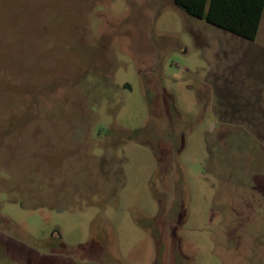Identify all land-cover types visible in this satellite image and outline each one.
Returning a JSON list of instances; mask_svg holds the SVG:
<instances>
[{"label":"rangeland","instance_id":"374dc122","mask_svg":"<svg viewBox=\"0 0 264 264\" xmlns=\"http://www.w3.org/2000/svg\"><path fill=\"white\" fill-rule=\"evenodd\" d=\"M0 264H264V15L0 0Z\"/></svg>","mask_w":264,"mask_h":264},{"label":"trees","instance_id":"16d2710c","mask_svg":"<svg viewBox=\"0 0 264 264\" xmlns=\"http://www.w3.org/2000/svg\"><path fill=\"white\" fill-rule=\"evenodd\" d=\"M173 1L189 16L204 20L212 26L249 41H254L257 38L264 15V0ZM150 106H153L152 103ZM132 136L130 134L129 138L132 139Z\"/></svg>","mask_w":264,"mask_h":264}]
</instances>
